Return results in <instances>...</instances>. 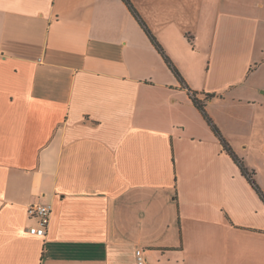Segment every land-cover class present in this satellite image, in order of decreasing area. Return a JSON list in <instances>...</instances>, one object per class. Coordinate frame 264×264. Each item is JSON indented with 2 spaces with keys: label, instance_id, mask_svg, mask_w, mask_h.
I'll return each instance as SVG.
<instances>
[{
  "label": "crops",
  "instance_id": "crops-1",
  "mask_svg": "<svg viewBox=\"0 0 264 264\" xmlns=\"http://www.w3.org/2000/svg\"><path fill=\"white\" fill-rule=\"evenodd\" d=\"M130 2L184 84L123 0H0V264H264V202L192 100L264 192V0Z\"/></svg>",
  "mask_w": 264,
  "mask_h": 264
},
{
  "label": "trees",
  "instance_id": "trees-1",
  "mask_svg": "<svg viewBox=\"0 0 264 264\" xmlns=\"http://www.w3.org/2000/svg\"><path fill=\"white\" fill-rule=\"evenodd\" d=\"M126 4V6L129 8V10L135 15V18L140 23V26L145 30L147 36L151 39V41L156 46L158 52H160L162 55H164L165 59L167 60L169 67L173 71V73L181 80V82L184 84V79L180 75V73L175 69L174 65L171 63L170 59L165 56V54L162 51L161 46L156 41V38L153 36L152 31L148 28V26L144 23V21L141 19V15L139 12L135 9L133 4L130 2L131 0H123ZM211 96H208L206 100L211 99ZM192 100L195 104V106L201 111V115L204 117V119L207 121V123L210 125V127L213 129V132L216 134V136L220 139L221 143L224 146V149L226 152L232 156L236 164L241 169L244 176L247 177V181L252 185V187L256 190V192L260 195L259 197L264 202V192L262 191L261 187L256 183L254 173L248 171L247 167L243 164L244 162L232 151L231 145L223 138V136L220 133V129L217 127V124L212 120V118L208 115V112L206 110V102H202L201 100L197 99L196 94L192 93Z\"/></svg>",
  "mask_w": 264,
  "mask_h": 264
},
{
  "label": "built area",
  "instance_id": "built-area-1",
  "mask_svg": "<svg viewBox=\"0 0 264 264\" xmlns=\"http://www.w3.org/2000/svg\"><path fill=\"white\" fill-rule=\"evenodd\" d=\"M27 214L31 219H36V223L29 228L31 235L44 238L47 236L48 227L52 217V204L33 203L27 207ZM136 264H147L145 252L139 248L136 250Z\"/></svg>",
  "mask_w": 264,
  "mask_h": 264
}]
</instances>
